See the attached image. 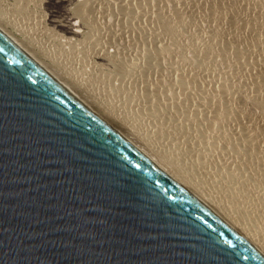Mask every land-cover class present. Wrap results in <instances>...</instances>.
<instances>
[{
	"label": "rangeland",
	"instance_id": "374dc122",
	"mask_svg": "<svg viewBox=\"0 0 264 264\" xmlns=\"http://www.w3.org/2000/svg\"><path fill=\"white\" fill-rule=\"evenodd\" d=\"M0 30L264 246V0H0Z\"/></svg>",
	"mask_w": 264,
	"mask_h": 264
},
{
	"label": "water",
	"instance_id": "95a60500",
	"mask_svg": "<svg viewBox=\"0 0 264 264\" xmlns=\"http://www.w3.org/2000/svg\"><path fill=\"white\" fill-rule=\"evenodd\" d=\"M0 264H264L0 33Z\"/></svg>",
	"mask_w": 264,
	"mask_h": 264
},
{
	"label": "bare ground",
	"instance_id": "6f19581e",
	"mask_svg": "<svg viewBox=\"0 0 264 264\" xmlns=\"http://www.w3.org/2000/svg\"><path fill=\"white\" fill-rule=\"evenodd\" d=\"M0 33L6 37L14 46H16L19 50H21L34 64L39 66L44 72H46L57 84H59L62 88H64L70 95H72L75 99L89 108L93 113H95L101 120H103L108 126H110L116 133H118L123 139H125L130 145L136 148L140 153L146 156L151 162H153L160 170L166 173L170 178H172L178 185L184 188L187 192H189L192 196H194L200 203L206 206L212 213H214L218 218H220L228 227H230L234 232H236L242 239H244L249 245H251L254 249H256L263 257H264V246L258 243L255 239V236L245 230L243 227L238 226L233 222V220L223 214L218 208L215 207L204 195L198 192L193 186H191L180 174L176 173L169 165L165 162L158 160L154 155L149 152L143 144L139 141L134 140L132 136H130V129L128 127L120 128L116 127L107 114L98 108L92 101L84 99L81 96L74 95V91H77L74 85L69 83L64 77L59 75V72L51 69L52 67L45 68L41 66V64L30 57V55L26 54L25 51L22 50L15 41L5 35L1 30ZM96 57V56H95ZM38 59V58H37ZM40 60V59H39ZM46 64V63H45ZM54 68V67H53ZM135 138V137H134ZM246 226V225H245ZM252 231V230H251Z\"/></svg>",
	"mask_w": 264,
	"mask_h": 264
}]
</instances>
